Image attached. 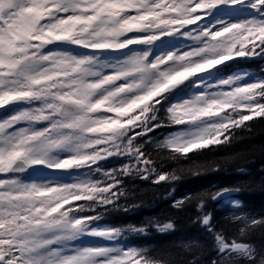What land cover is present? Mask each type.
I'll list each match as a JSON object with an SVG mask.
<instances>
[{
	"label": "snow or ice",
	"instance_id": "obj_1",
	"mask_svg": "<svg viewBox=\"0 0 264 264\" xmlns=\"http://www.w3.org/2000/svg\"><path fill=\"white\" fill-rule=\"evenodd\" d=\"M257 58L264 0H0V264H174L99 221L128 195L123 176L178 179L158 171L153 143L157 157L190 159L264 123V69L225 75ZM235 191L201 194L212 264H264L203 211V197L240 209ZM233 220L241 236L264 229V217Z\"/></svg>",
	"mask_w": 264,
	"mask_h": 264
},
{
	"label": "trees",
	"instance_id": "obj_2",
	"mask_svg": "<svg viewBox=\"0 0 264 264\" xmlns=\"http://www.w3.org/2000/svg\"><path fill=\"white\" fill-rule=\"evenodd\" d=\"M261 69H264V59L257 58L234 65L225 75L236 70L261 73ZM248 123L252 125L251 131L237 130V139L230 145L220 146L215 151L189 153L190 159L157 157L153 143L150 150L157 160L158 171L175 174L178 179L156 185L139 179L135 173L123 176L128 195L121 198L118 208L109 207L99 223L125 229V243L146 247L153 255L172 260L174 264H188L192 260L212 264L219 259L217 246L214 235L198 222L201 213L197 207L201 194L224 187L235 188L238 191L231 193L229 198L238 200L242 205L240 209L203 197V211L211 213L214 231L223 234L229 242L235 239L248 243L259 254H264V229L257 227L241 236L239 229L243 225L233 220L234 215L264 217V123L258 120ZM171 130H158L155 139H162L160 133L167 134ZM101 163L108 169H119L130 161L121 157ZM185 197H192V203L182 209L175 207L176 202ZM165 223H172L173 229L159 232L155 225ZM130 226L147 227V235L128 231Z\"/></svg>",
	"mask_w": 264,
	"mask_h": 264
},
{
	"label": "rangeland",
	"instance_id": "obj_3",
	"mask_svg": "<svg viewBox=\"0 0 264 264\" xmlns=\"http://www.w3.org/2000/svg\"><path fill=\"white\" fill-rule=\"evenodd\" d=\"M0 119H2V118H0Z\"/></svg>",
	"mask_w": 264,
	"mask_h": 264
}]
</instances>
